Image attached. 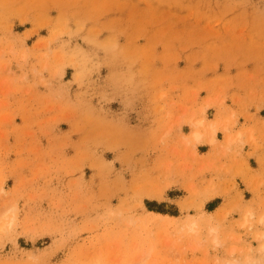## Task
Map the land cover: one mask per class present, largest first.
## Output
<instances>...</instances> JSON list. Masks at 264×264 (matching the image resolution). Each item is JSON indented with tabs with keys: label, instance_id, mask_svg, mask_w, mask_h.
I'll return each instance as SVG.
<instances>
[{
	"label": "rangeland",
	"instance_id": "374dc122",
	"mask_svg": "<svg viewBox=\"0 0 264 264\" xmlns=\"http://www.w3.org/2000/svg\"><path fill=\"white\" fill-rule=\"evenodd\" d=\"M0 264H264V0H0Z\"/></svg>",
	"mask_w": 264,
	"mask_h": 264
}]
</instances>
